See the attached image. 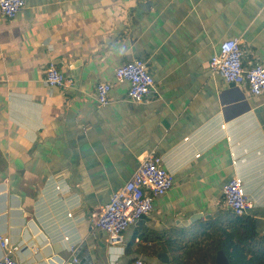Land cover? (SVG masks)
<instances>
[{
    "label": "crops",
    "instance_id": "1",
    "mask_svg": "<svg viewBox=\"0 0 264 264\" xmlns=\"http://www.w3.org/2000/svg\"><path fill=\"white\" fill-rule=\"evenodd\" d=\"M230 39L244 67L264 66V0H27L13 19L0 17V235L22 246L21 264L159 253L169 264H214L202 233L216 219L229 230L218 213L233 176L253 204L247 245L264 250V96L208 69ZM135 58L158 90L143 103L127 101V84L114 80ZM50 63L64 86L44 84ZM101 82L113 85L105 106L95 99ZM150 154L174 186L112 245L90 215ZM237 227L245 243L244 217Z\"/></svg>",
    "mask_w": 264,
    "mask_h": 264
},
{
    "label": "built area",
    "instance_id": "2",
    "mask_svg": "<svg viewBox=\"0 0 264 264\" xmlns=\"http://www.w3.org/2000/svg\"><path fill=\"white\" fill-rule=\"evenodd\" d=\"M26 1L0 0V17L13 19L25 7ZM243 56L239 40H224L209 59L208 69L227 84L244 87L249 96H264V66L256 61L244 67ZM114 80L116 83L127 84L126 100L129 102L143 103L158 96L156 83L147 63L142 59L135 58L116 67ZM66 83L68 81L64 74L54 64H48L44 74L46 87H61ZM112 86L110 82L96 84L95 99L98 105L108 104ZM174 183V177L165 168L162 158L147 155L140 161L130 180L112 193L102 208L90 215L89 222L94 228L106 233L110 244H118L123 233L135 221L152 211L155 198L167 193ZM222 202L236 217L246 215L253 208L245 194L243 180L238 176L231 177L223 185ZM71 215L67 214L68 217ZM135 241L140 242V239L135 238ZM21 249L22 246L12 242L8 236L0 235V264H21L16 257ZM72 262L77 264L78 260L73 258ZM72 262L68 264H73ZM129 264L147 263L136 258Z\"/></svg>",
    "mask_w": 264,
    "mask_h": 264
},
{
    "label": "trees",
    "instance_id": "3",
    "mask_svg": "<svg viewBox=\"0 0 264 264\" xmlns=\"http://www.w3.org/2000/svg\"><path fill=\"white\" fill-rule=\"evenodd\" d=\"M218 215L224 216L231 224L229 230L223 228L216 219L208 223L204 229L202 236L209 240V252L207 257L213 261L217 251H222L228 260V264H264V250L253 251L247 242L254 239L251 222L244 216L236 217L230 211L219 212ZM247 223V234L245 235V243L239 238L237 224L243 219Z\"/></svg>",
    "mask_w": 264,
    "mask_h": 264
},
{
    "label": "water",
    "instance_id": "4",
    "mask_svg": "<svg viewBox=\"0 0 264 264\" xmlns=\"http://www.w3.org/2000/svg\"><path fill=\"white\" fill-rule=\"evenodd\" d=\"M230 86H234V85L230 84ZM143 218H145V217L141 216L138 220L143 219ZM194 219H197L196 216H193L192 218H190L191 221H194ZM137 221H135V222H137ZM101 231L104 232L103 230H101ZM136 258L142 259L147 264H156V260H158L159 262L164 263V264H169V258L164 253L157 254L155 257L156 260L152 259V258L145 257V256L144 257H137V256L133 257V259H136ZM129 260H130L129 258L123 257L121 260H119L118 264H128ZM214 264H228V260L222 251L216 252Z\"/></svg>",
    "mask_w": 264,
    "mask_h": 264
}]
</instances>
